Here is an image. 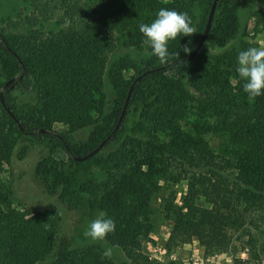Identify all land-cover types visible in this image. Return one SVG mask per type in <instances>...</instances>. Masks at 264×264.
I'll list each match as a JSON object with an SVG mask.
<instances>
[{
    "label": "trees",
    "instance_id": "obj_1",
    "mask_svg": "<svg viewBox=\"0 0 264 264\" xmlns=\"http://www.w3.org/2000/svg\"><path fill=\"white\" fill-rule=\"evenodd\" d=\"M202 1L209 12L213 0ZM235 1L217 0L205 42L210 47H223L234 38ZM29 3L32 12L43 18L57 16L61 28L49 35L30 33L18 38L0 29V68L7 74L0 83V108L5 116L0 117V168L11 162L18 141L25 137L56 141L72 160L111 141L132 87L125 111L139 95L155 98V109L145 113L152 134L150 151L136 159L97 204L116 223L106 241L120 248L132 264H152L141 254V247L157 214L155 196L162 190L161 183L182 184L186 192L180 206L173 193L160 200L159 214L172 223L169 245L179 247L195 240L207 253H229L233 264H264L251 233L264 228V95L254 102L247 99L235 74V57L209 58L202 47L189 58L204 25L197 41L190 36L170 42L166 64L153 57L129 81L124 77L133 68L128 61L115 63L106 73L109 41L119 27H132L133 13L139 22L143 11L155 16L161 7L189 15L188 3ZM258 9L264 11V0L258 2ZM184 46L192 49L187 55ZM105 74L117 96L111 113L93 130L87 144L76 149L66 135L41 129L60 124L73 133L92 115L102 116ZM13 94H35L37 101L27 104L22 116L15 109ZM124 117L125 112L121 122ZM9 195L0 179V264H36L52 249L58 217L51 211L34 214L15 209ZM242 253L246 260L238 256ZM105 263L99 255L87 264Z\"/></svg>",
    "mask_w": 264,
    "mask_h": 264
},
{
    "label": "rangeland",
    "instance_id": "obj_2",
    "mask_svg": "<svg viewBox=\"0 0 264 264\" xmlns=\"http://www.w3.org/2000/svg\"><path fill=\"white\" fill-rule=\"evenodd\" d=\"M76 1V0H75ZM80 4H89L96 0H78ZM189 16L196 28L192 37L197 41L205 25L208 7L202 0L189 3ZM260 0H238L234 2L237 16V30L233 39H237L239 49L231 45V39L223 47H210L207 43L203 52L209 58L234 56L238 50L249 46L264 47V11L258 9ZM57 16L43 18L32 12L29 0H0V29L8 36L18 38L30 33L49 35L61 26ZM131 28L119 27L108 44L107 71L121 60L132 64V70L125 74L126 81L137 76L148 67L152 56L142 52L141 34L138 25L148 23L154 18L151 11L141 13L140 22L132 14ZM146 19H149L146 21ZM137 44H133V43ZM7 79L6 70L0 68V83ZM102 116L92 115L81 129L68 133L60 124L42 127L48 133L66 135L76 149L87 144L93 130L102 124L113 108L117 93L107 74L103 78ZM3 90L0 89V96ZM15 109L24 115L27 104H35V94H13ZM155 98L139 95L128 105L125 117L115 136L95 155L77 162L62 149L58 142L45 137L21 138L14 151L11 162L0 168V179L9 189V200L13 208L34 214L51 211L58 217L57 233L49 255L36 264H87L96 256H103L106 246L113 248L111 259L105 258V264H132L123 251L105 242H91L83 236L87 222L100 213L97 204L111 188L113 182L126 173L136 159L150 151L151 131L147 122V113L155 109ZM152 107V108H151ZM4 114L0 108V117ZM5 117V116H4ZM155 196L154 205L157 214L152 219V231L143 242L141 254L152 264H233L229 253H207L197 241L174 247L168 244L172 223L159 214L160 200L175 194V204L181 205L186 192L185 185L166 186ZM258 242V248L264 256V228L259 233L251 232ZM246 260V253L238 254Z\"/></svg>",
    "mask_w": 264,
    "mask_h": 264
},
{
    "label": "clouds",
    "instance_id": "obj_3",
    "mask_svg": "<svg viewBox=\"0 0 264 264\" xmlns=\"http://www.w3.org/2000/svg\"><path fill=\"white\" fill-rule=\"evenodd\" d=\"M138 31L142 37V52L155 57L161 64H166L171 55L170 42L176 41L178 37L192 36L196 33V28L186 12L161 7L150 22H141L138 25ZM231 45L239 49L237 39H233ZM191 50L188 46L182 48L186 55ZM175 55L178 56V52ZM235 74L242 82V91L249 101L254 102L257 97L264 95V47L249 46L238 50ZM115 229V221L101 211L96 218L87 222L83 236L93 243H106V237ZM102 255L111 259L113 248L106 246Z\"/></svg>",
    "mask_w": 264,
    "mask_h": 264
},
{
    "label": "water",
    "instance_id": "obj_4",
    "mask_svg": "<svg viewBox=\"0 0 264 264\" xmlns=\"http://www.w3.org/2000/svg\"><path fill=\"white\" fill-rule=\"evenodd\" d=\"M216 3H217V0H213V2L211 4V7L209 9V12H208V16H207V20H206V23H205V27H204L203 33H202V35L200 37V40L198 41L197 45L195 46V48L191 52L190 57H189L190 59H192L193 57L196 56V54L201 50V48L204 46V44H205V42L207 40V37H208V34H209V30H210V27H211V23H212V19H213V15H214V10H215ZM139 78H141V77H138V79ZM131 89H132V87L130 88V90L128 92V95H127V98H126L122 113H121V115H120V117H119V119L117 121V124H116L114 130H113L114 133L118 130V128H119V126L121 124L122 117H123V114H124L126 106H127V102H128L129 96H130ZM104 144H105V141H103L92 152H90V153H88V154H86L84 156H81V157H75L74 160L77 161V162H81V161L87 160L88 158H90L93 155H95L96 153H98V151L103 147Z\"/></svg>",
    "mask_w": 264,
    "mask_h": 264
}]
</instances>
